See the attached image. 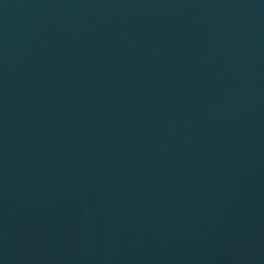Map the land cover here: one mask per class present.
Here are the masks:
<instances>
[{
	"label": "water",
	"instance_id": "95a60500",
	"mask_svg": "<svg viewBox=\"0 0 264 264\" xmlns=\"http://www.w3.org/2000/svg\"><path fill=\"white\" fill-rule=\"evenodd\" d=\"M0 264H264V0H0Z\"/></svg>",
	"mask_w": 264,
	"mask_h": 264
}]
</instances>
